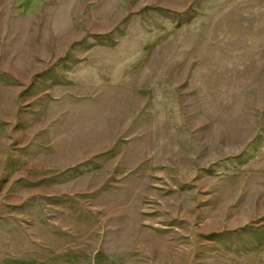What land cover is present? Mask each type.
Returning a JSON list of instances; mask_svg holds the SVG:
<instances>
[{"label":"rangeland","instance_id":"obj_1","mask_svg":"<svg viewBox=\"0 0 264 264\" xmlns=\"http://www.w3.org/2000/svg\"><path fill=\"white\" fill-rule=\"evenodd\" d=\"M0 264H264V0H0Z\"/></svg>","mask_w":264,"mask_h":264},{"label":"crops","instance_id":"obj_2","mask_svg":"<svg viewBox=\"0 0 264 264\" xmlns=\"http://www.w3.org/2000/svg\"><path fill=\"white\" fill-rule=\"evenodd\" d=\"M16 15L20 18H29L40 12L47 0H11Z\"/></svg>","mask_w":264,"mask_h":264}]
</instances>
